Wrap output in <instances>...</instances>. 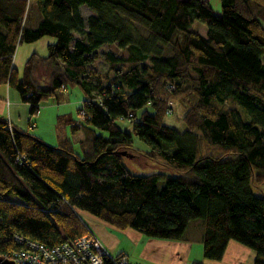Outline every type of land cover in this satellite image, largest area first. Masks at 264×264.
<instances>
[{"label": "trees", "instance_id": "trees-1", "mask_svg": "<svg viewBox=\"0 0 264 264\" xmlns=\"http://www.w3.org/2000/svg\"><path fill=\"white\" fill-rule=\"evenodd\" d=\"M218 1L219 16L211 0H0V85L32 118L68 89L85 99L84 121L70 125L78 152L0 120V259L26 250L16 236L49 249L77 239L90 216L164 241L201 221L203 260L221 261L234 242L264 264V0ZM44 37L55 44L19 77L16 47ZM40 65L46 88L33 79ZM175 105L183 132L165 123ZM134 153L162 172L133 173Z\"/></svg>", "mask_w": 264, "mask_h": 264}, {"label": "crops", "instance_id": "crops-1", "mask_svg": "<svg viewBox=\"0 0 264 264\" xmlns=\"http://www.w3.org/2000/svg\"><path fill=\"white\" fill-rule=\"evenodd\" d=\"M81 12L84 13V7H81ZM26 20L27 28L31 29L35 28L40 21V14L35 7L31 8ZM54 44L55 40L50 37H44L34 43L19 44L12 59L13 68L17 71L19 77L22 76L24 65L31 55L46 57L48 46ZM49 77L50 69L45 65H40L33 75L34 81L41 88H46L49 85ZM66 97L69 101L70 97L64 95V93L60 97L52 98V100L55 101V104H59ZM84 100V97H82L79 101L72 102V104H77L78 106L74 115L71 112L63 113L64 110L58 107H54L53 112H51L48 107L55 105L52 103L44 105L45 107L40 105L39 113L32 118L28 113V105L22 101L18 92L7 84H3L0 85V120L8 123L13 129L27 132L39 138L46 145L56 147L62 140L72 142L71 137L75 133L72 132L70 125L76 119L77 111L81 108ZM60 111L64 115H59ZM45 115L52 116L54 120L53 124L49 126L51 133L47 135H45L47 131L44 128L47 124L43 122ZM39 121L42 122L41 125H38ZM66 126H69L70 130ZM61 127L63 132L60 129ZM82 139L83 135L81 137L77 136L75 138L77 140L76 145ZM73 145L75 147V143ZM86 222L109 253L125 255L129 259L130 264H133L130 256L135 254H137L136 264H146L144 261L150 263L158 262L160 264H191L194 262L203 264H253L255 258V254L250 249L230 242L221 261L207 262L203 260L201 252L203 225L200 222L191 223L185 233L188 237L187 240L181 241L153 240L131 229L118 231L90 216H86Z\"/></svg>", "mask_w": 264, "mask_h": 264}, {"label": "built area", "instance_id": "built-area-1", "mask_svg": "<svg viewBox=\"0 0 264 264\" xmlns=\"http://www.w3.org/2000/svg\"><path fill=\"white\" fill-rule=\"evenodd\" d=\"M84 119V112H79L76 125L79 126ZM8 130H12L9 125ZM15 240L23 244L26 250L5 259L13 264H130L125 255L109 253L89 230L85 235L52 249L18 236Z\"/></svg>", "mask_w": 264, "mask_h": 264}, {"label": "rangeland", "instance_id": "rangeland-1", "mask_svg": "<svg viewBox=\"0 0 264 264\" xmlns=\"http://www.w3.org/2000/svg\"><path fill=\"white\" fill-rule=\"evenodd\" d=\"M211 7L213 8L214 13L219 16L220 15V3H219V1L218 0H211ZM84 13L85 14H88L90 12H89L88 9L84 8ZM191 30H195L198 33H200L202 31L201 33L203 35L205 34V27L202 26V25H198L197 23H194L191 26ZM134 34H138V36L145 37V34L142 31L138 30V29H135L134 30ZM102 51H105L106 52L108 50H107V48L103 47ZM163 52H164V55L165 56H171V49L170 48H167V47L166 48H163ZM95 67L101 73H104V71H106V69H107V66L101 60H97L95 62ZM64 95H67L68 97H70V100L68 101V98L66 97V98L62 99L59 102V104H55V101L54 100L47 99V100H45V101H43L41 103V106H44L46 104H52V103H54L55 105L48 107L51 112H53L54 107L55 108L58 107L59 109L61 108L62 110H64L63 113L71 112V114L74 115V113L76 111V108L78 106H77V104H72V102L73 101L74 102L75 101H79L83 97V94L77 88H71V89H68L67 91H65L64 92ZM60 105H61V107H60ZM63 113H62V111H60L59 112V115H64ZM182 114H183V111L178 108V105H175L172 115L166 117L165 123L167 125L175 128V129L179 130L180 132H183L185 130V127H184V125L182 123V120H181ZM45 116L46 117H45V120L43 122L45 124H47V126L44 127L45 130L47 131V133L45 135H47V134L51 133V130H50V127L49 126L53 124V121L54 120H53V117L52 116H49V115H45ZM41 123L42 122L39 121L38 125H41ZM66 127H67L68 130H70L69 126H66ZM60 129L63 132L62 127ZM77 136L81 137L82 136L81 135V132L75 133V135L73 137H71V140H72L73 143H75V147H74L75 151L78 152V147L76 145V141L77 140H75V138H77ZM139 146H141V144L140 145L139 144H136V148H138ZM133 158H134L133 161L132 160H129V159L125 160V164L127 165V167L133 173L140 174V173H142V171H143V174H148V173H153V172H162L161 167H160L159 164L150 163V162L146 161L143 158V156H139V155H137V154L134 153V157ZM137 170H139V171H137ZM252 191H253V193L256 196L259 195V196L263 197V192L262 191L256 190L255 188H253ZM195 222H201V221H195ZM195 222H193V223H195ZM187 238L188 237H187V234H186L185 237H183L182 240H187ZM201 249H202V245H201ZM136 257H137V254L130 256L131 261H132L133 264H136ZM144 262L146 264H160L158 262H152V263L147 262V261H144Z\"/></svg>", "mask_w": 264, "mask_h": 264}, {"label": "water", "instance_id": "water-1", "mask_svg": "<svg viewBox=\"0 0 264 264\" xmlns=\"http://www.w3.org/2000/svg\"><path fill=\"white\" fill-rule=\"evenodd\" d=\"M0 264H13V262L8 261V260H2V259H0Z\"/></svg>", "mask_w": 264, "mask_h": 264}]
</instances>
